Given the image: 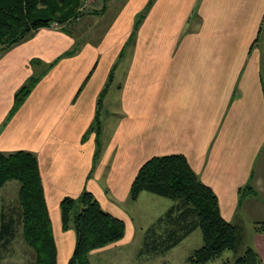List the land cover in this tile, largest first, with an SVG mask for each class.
Masks as SVG:
<instances>
[{
    "label": "crops",
    "instance_id": "1",
    "mask_svg": "<svg viewBox=\"0 0 264 264\" xmlns=\"http://www.w3.org/2000/svg\"><path fill=\"white\" fill-rule=\"evenodd\" d=\"M147 2L104 0L85 13L81 31L40 27L0 52V151L36 154L56 261L75 243L61 229V198L91 191L127 229L121 204L153 155L184 154L225 219L264 221V0H154L127 45ZM77 43L7 118L15 91L43 68L33 60L50 63ZM251 229L247 246L264 262V233ZM124 241L92 250L91 263Z\"/></svg>",
    "mask_w": 264,
    "mask_h": 264
},
{
    "label": "trees",
    "instance_id": "2",
    "mask_svg": "<svg viewBox=\"0 0 264 264\" xmlns=\"http://www.w3.org/2000/svg\"><path fill=\"white\" fill-rule=\"evenodd\" d=\"M153 1L148 0L136 15L127 45L132 42ZM80 3L81 0H0V52L23 41L53 20L63 22L73 17L78 13ZM76 25L61 31L72 33ZM78 46L77 43L47 64L39 59L33 60L43 68L39 73L30 75L15 91L7 118L24 102L39 79L61 57L75 53ZM111 74L112 71L109 81ZM105 92L106 86L98 96L96 126ZM99 149L98 144L95 160ZM13 180L18 184L17 198L7 203L6 196L2 199L0 195V251L8 248L20 229L24 243L33 252L31 264H57V248L35 153L25 149L0 151V191ZM244 189L239 188V193L242 194ZM144 191L173 201L154 225L146 229L143 242L152 251L164 253L199 228L202 244L188 256V264L208 263L221 257L225 251H231L234 256L231 261L225 260L222 264H264L251 246H246L238 254L243 243V226L222 216L216 193L200 180L184 154L153 155L146 159L130 184L129 200L135 201ZM59 208L62 228L66 229L72 223L75 233L68 264H92L89 258L92 250L117 242L124 236V220L103 209L91 191L83 190L77 197H62ZM253 231L264 233V221L254 222Z\"/></svg>",
    "mask_w": 264,
    "mask_h": 264
},
{
    "label": "rangeland",
    "instance_id": "3",
    "mask_svg": "<svg viewBox=\"0 0 264 264\" xmlns=\"http://www.w3.org/2000/svg\"><path fill=\"white\" fill-rule=\"evenodd\" d=\"M100 3L101 2H98L96 4ZM94 5L89 6L87 11L94 7ZM108 13L104 17L101 16V19L99 20L97 26L100 31L105 30V28L109 27L111 24L112 12L109 14ZM83 27H86V21L84 17L74 27L73 31H75V29L76 32L79 30L81 31ZM93 30L97 31L96 28H93L92 31ZM98 37L99 34L97 32H91V34L87 36V38L90 40V44H96ZM87 38L83 37L79 41V44H84ZM104 114L105 108H99V120H104ZM99 120L96 122L97 126L95 125V127H98ZM17 188V181L13 180L7 182V184L4 185L0 191L1 198L3 199V197L6 196L5 199L7 203H11L13 199L17 198ZM172 203L173 201L169 198L147 191H144L142 196L138 197L135 201L129 200V198H127V201L121 204V206L124 208L123 210L128 216V219H126L127 229L125 226L124 233L125 241L122 243L121 247H115L111 251L102 253V261L101 263L97 264H188V256L194 249L198 248L202 244V235L199 228L193 230L178 244L164 253L152 251L151 248L145 246L143 242L144 239H146V229L154 225L157 218L161 216ZM59 220H61V218ZM238 222L243 226L244 231L243 243L241 244L238 251V254H240L244 251L246 246L249 245V236L252 232L251 228L254 224V221L244 218L240 219ZM61 229L62 231H67L70 229L72 230L70 233L73 234V237L75 236L72 223L66 229H63L62 227ZM70 236L72 237V235ZM73 248L74 247L72 246L71 250L68 249V251L64 248H60L58 250L57 264H68V260L72 254ZM233 256L234 255L231 251H225L221 257L205 264H222L225 260L231 261ZM32 262L33 252L24 243L21 237V231L19 229L14 240L11 242L8 248L0 251V264H31Z\"/></svg>",
    "mask_w": 264,
    "mask_h": 264
},
{
    "label": "built area",
    "instance_id": "4",
    "mask_svg": "<svg viewBox=\"0 0 264 264\" xmlns=\"http://www.w3.org/2000/svg\"><path fill=\"white\" fill-rule=\"evenodd\" d=\"M102 1L104 0H81L77 14H75L73 17L66 19L63 22H58L56 20H53L46 27L50 29H56V30L68 29L72 25L78 24L81 21V19H83L84 17L83 13L87 11L89 6H92Z\"/></svg>",
    "mask_w": 264,
    "mask_h": 264
}]
</instances>
